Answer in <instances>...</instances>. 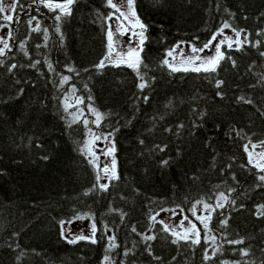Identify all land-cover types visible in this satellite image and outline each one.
Returning a JSON list of instances; mask_svg holds the SVG:
<instances>
[{"label": "trees", "instance_id": "1", "mask_svg": "<svg viewBox=\"0 0 264 264\" xmlns=\"http://www.w3.org/2000/svg\"><path fill=\"white\" fill-rule=\"evenodd\" d=\"M71 10L57 21L58 11L18 0L0 56V264H264V174L245 151L264 142V0H135L147 26L144 89L126 65L97 67L114 13L107 0H76ZM224 23L248 42L224 46L216 71L163 63L180 43L202 48ZM72 89L102 114L97 133L112 137L119 179L107 190L84 153L87 126L65 108ZM220 193L213 255L206 238L177 240L153 222ZM82 214L93 217L96 243L63 234Z\"/></svg>", "mask_w": 264, "mask_h": 264}, {"label": "rangeland", "instance_id": "2", "mask_svg": "<svg viewBox=\"0 0 264 264\" xmlns=\"http://www.w3.org/2000/svg\"><path fill=\"white\" fill-rule=\"evenodd\" d=\"M17 0H3V6L5 8V12H3L4 16L5 15H12L14 17V12L10 10V6L15 4L16 6ZM113 3H116L118 6H121V11H127L126 9V0H113ZM136 12V11H135ZM119 16V13L115 12L111 15V19H109V28H111L113 34H114V42H115V47L117 50H125L127 47H135V41L136 37L132 35V31L139 32L140 29L138 27L133 28L131 24H129L128 21H124L123 17L120 18L118 21L116 17ZM123 23L124 27L130 29L129 31H126L123 35H120L117 32V26L120 23ZM5 24H9V26L5 27L2 26L0 29V38H3L7 44L9 45V32H11V22L5 21ZM222 28V27H221ZM220 28V29H221ZM220 29H218L214 34H216ZM240 31L241 35L240 37H236L235 31ZM213 34V35H214ZM121 37H124L123 40H121ZM224 37H229L231 38L232 41V47H240L244 43L248 42V33L244 30H237L234 29L233 27L230 28H224L222 35H217L216 41L212 42V45L210 46V49H204L203 52L200 53H192L191 49L194 47L190 43H180L177 46H175L172 50L173 55L168 56L167 60L169 61V64L178 67V68H183V67H188L191 69L192 65L185 63L186 59L190 55H199L202 58H207L210 56H214L215 53L211 49H214L216 46V43L223 39ZM239 39L242 43L237 44L235 41ZM224 46H227V42H225L223 45H221V51ZM228 47V46H227ZM0 48H4L3 43H0ZM203 48V47H202ZM7 48L4 49V51ZM183 53V56L180 55V53ZM203 61L199 60L196 61V65H200ZM82 97L77 94L75 89L69 91L67 95L64 98V104H67V108L69 112L71 113L72 118L77 117L75 121H84L87 120V136L84 142V153L87 155L89 160H92L93 157L87 153V145L88 142L91 138V134L99 135L101 136L100 140H96L93 145H91L92 150L96 153L97 156H99V160L96 162L100 165V168L102 169L105 166H108L109 169L111 170V163H112V156L111 155H105L104 151L102 150H107L113 145L112 137L109 134H99L96 131V126L97 124L94 123L96 120L95 115L90 111L91 108H94L98 113H100L94 106L90 104H85V102L82 99V102H79ZM101 114V113H100ZM101 121V120H100ZM99 121V122H100ZM91 130V133L89 132ZM104 137H107V140L104 139ZM253 145H256L255 148H253ZM248 147V155L249 152L252 153V158L253 161L264 163V159H260L258 156L259 153H264V145L261 143H250L247 145ZM115 156V152H114ZM105 160V163L103 161ZM116 160V159H115ZM97 170V169H96ZM98 171V170H97ZM116 173H117V165H116ZM264 174V172H263ZM100 180L99 184H109L111 180L107 179L105 177V174L100 171ZM219 201L220 205L222 206H217V202ZM208 204L211 206V209H205L204 205ZM226 204V200H220V195L217 197V199L213 203L209 202H197L195 203L192 208L188 211L185 212L184 210L180 208H172V209H164L157 213L154 217L155 220L153 222H162L164 228L167 226L168 231L173 234V233H179L181 236L184 235L185 229L191 227V224H195L196 228L199 229V239L202 237L206 238L210 242V246L208 248V254L213 255L218 249V243H217V237L215 236L214 231L211 229V223H212V217L214 215V212L223 207ZM214 209V210H212ZM208 216L211 217V219L208 222L209 228L211 231H207L204 229L203 224L201 223V220L197 219V217H201L202 219L207 218ZM77 217H82L78 219ZM75 217L74 219L70 221H65L62 224V229H63V234L66 238L72 239L74 237H79L81 235L85 237H89L92 235L91 233V228L94 223L93 217L90 215L82 214ZM187 217V219H184ZM191 222V223H190ZM95 224V223H94ZM96 226V225H95ZM189 241H191L194 238V235L192 233H189ZM174 238L177 240H185V239H178L177 235H174ZM215 237V241L213 242L211 240V237ZM95 238V237H94ZM79 240V239H78ZM109 259L106 261L104 259V264H112L111 259L109 256H107Z\"/></svg>", "mask_w": 264, "mask_h": 264}, {"label": "snow or ice", "instance_id": "3", "mask_svg": "<svg viewBox=\"0 0 264 264\" xmlns=\"http://www.w3.org/2000/svg\"><path fill=\"white\" fill-rule=\"evenodd\" d=\"M17 2H18V0H17ZM33 2L38 3L40 5H43L49 11H52V12L58 11V14L55 16V19L57 21H59V20H61V18L63 16H70L72 14L71 6L76 2V0H64L63 3L57 2V0H33ZM107 5L111 8H113L115 10V12L119 13V16L116 17V19L118 21L120 20L121 17H123L124 21H128L129 24H131L133 28L138 27L140 29V31L139 32L132 31V35L137 38L135 41L136 46L135 47H127V49L125 51V50H117L116 49L115 42H114V34H113L111 28H109L108 33H107V38H108L107 54L99 62L97 67L98 68H104L106 66L105 65L106 61L114 67H120L121 65H126L127 67L131 68L137 74L139 79L141 80V83L138 85V87L140 89H144L145 87L148 86V84L144 80V76L141 74V65L143 64V59H142L140 53L143 51L142 46H143L145 40L147 39V37L145 35V33L147 31V26L140 21L139 17L137 16V14L135 12V0H126L127 11H121V6H118L116 3H113V0H107ZM10 10L12 12L16 11L15 4L10 6ZM3 12H5V8L3 6V0H0V13H3ZM3 19L10 23L13 20V16L12 15H5V16H3ZM33 19H35V17H32L31 19H29L28 23L31 24ZM109 19H111V17H109ZM3 26L7 27V26H9V24H5ZM230 27L231 26L228 23H224L222 28L216 34H214L209 39L208 42H206L203 45V48L192 47L191 52L192 53H200V52H203L204 49H210L212 42L216 41L217 35H222L223 29L224 28H230ZM129 30L130 29L124 27L122 22L120 24H118V26H117V32L120 35H123L126 31H129ZM32 31H34V32L40 31L38 23H37V26L32 29ZM57 31H59V28H57ZM8 35L10 38L12 33L9 32ZM235 35L238 38V37H240L241 32L235 31ZM225 42H227V46L229 49L232 48L231 38L224 37L223 39H221L220 41H218L216 43V46L214 49H211L215 53L214 56L202 58L199 55H190L187 57L185 63L192 65V67H191L192 71H196V72H199L201 70H203L205 72L216 71V68L219 65V61L224 59V53L221 51V45H223ZM235 42L237 44L242 43L239 39H237ZM0 43H3V45H4V48H0V56H2L5 54L4 49L8 48V44L3 38H0ZM21 47L23 48V45H21ZM237 50H239V49H237ZM173 51L174 50H170L167 53V55L172 56ZM180 55L183 56V53L181 52ZM261 55H264V53H261ZM199 60H202L203 62L200 65H196L195 62L199 61ZM163 63L165 65H168L173 72L181 71V70H183V71L189 70L188 67H183V68L174 67V66L169 64V61L167 59H165L163 61ZM234 63L235 62L233 61V64ZM143 66L145 68L147 67V65H143ZM15 67H16V65H11V68H15ZM49 67L51 68V65H49ZM72 70L73 69H69V71H72ZM68 79H69V77H63L62 83L66 82ZM222 83H223V81H218L217 87H219ZM145 99H147V97H145ZM241 99H243V97H241ZM79 102H82V98L80 99ZM247 102L250 103V101H247ZM65 108L67 110V104L65 105ZM90 111L95 115L96 120L94 121V123H96L98 126L99 121L102 119V114L98 113L94 108H91ZM76 119H77V117L74 116L73 122H75ZM83 123L85 126H87L88 121L84 120ZM89 132L91 133V130H89ZM100 139H101V136L91 134V138L88 142V145L86 146L87 147V153L93 157V159L90 160L89 162L92 163L94 165V167L98 170L97 171V181H99L101 178L99 175L100 171H102L105 174V177L109 180L119 179V176L116 173V160H115V156H114V152H115L114 144L110 148H108L107 150H102V151H104L105 155H111L112 156L111 170L109 169L108 166H105L101 169L100 165L98 163H96L99 160V156H97L96 153L92 150L91 145H93L96 140H100ZM104 139L107 140V137H104ZM261 144L264 145V142H261ZM255 147H256V145H253V148H255ZM161 150L163 151V149H161ZM245 151H248L247 145L245 146ZM258 156L260 157V159H264V153H259ZM163 163L167 164V161H164ZM249 163L253 164V166L256 167L257 169H259L260 172H264V163H260L258 161L254 162L251 152H249ZM259 180L264 181V175L259 176ZM99 187L101 189L107 190L108 185L107 184H100ZM220 200H227V197L223 193H220ZM217 206H222V205H220L219 201L217 202ZM204 207H205V209H211V206L208 204H205ZM261 208L264 209V206H261ZM212 210H214V209H212ZM261 214H264V212H262ZM77 218L80 219L82 217H77ZM152 219L155 220V217H152ZM184 219H187V217H185ZM197 219L201 220V223L203 224L205 230L211 231V229L209 228L208 222H207L211 219L210 216H208L207 218H204V219H202L201 217H197ZM223 223L226 225L227 221L225 220ZM165 230L166 231L168 230L167 226H165ZM133 231H135V229H133ZM199 231L200 230L196 228L195 224H191V227L185 229V233L183 236H181L179 233H173V234L177 235L178 239L187 240V239H189L188 234L192 233L194 235V238L191 240V242L193 244H198V243H200ZM91 233H92V235L89 237H85V236L81 235L79 237H74V238L70 239L68 242L69 243H76L77 239H80V240L86 239V240H90L91 243H96V240L94 238L95 233H96V226L94 223H93L92 228H91ZM110 239H111L112 243H110L109 247L110 248L115 247L116 246L114 243L115 238L112 237ZM145 239L150 240V239H154V237H145ZM211 240L214 242L215 237L214 236L211 237ZM173 242L176 243L177 241H173ZM229 243L239 244V243H242V241H229ZM216 250L218 251L219 249H216ZM243 254L247 255V251H244ZM205 258L206 259L209 258V257H207V254H206ZM108 259H109L108 257H105L106 261Z\"/></svg>", "mask_w": 264, "mask_h": 264}, {"label": "water", "instance_id": "4", "mask_svg": "<svg viewBox=\"0 0 264 264\" xmlns=\"http://www.w3.org/2000/svg\"><path fill=\"white\" fill-rule=\"evenodd\" d=\"M57 2L63 3L64 0H57ZM103 163H105V160L103 161Z\"/></svg>", "mask_w": 264, "mask_h": 264}, {"label": "flooded vegetation", "instance_id": "5", "mask_svg": "<svg viewBox=\"0 0 264 264\" xmlns=\"http://www.w3.org/2000/svg\"><path fill=\"white\" fill-rule=\"evenodd\" d=\"M124 37H121V40H123Z\"/></svg>", "mask_w": 264, "mask_h": 264}]
</instances>
